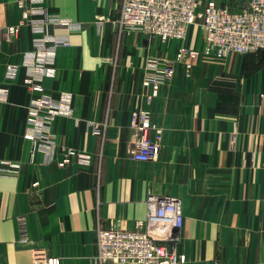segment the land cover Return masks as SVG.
Masks as SVG:
<instances>
[{
  "label": "crops",
  "instance_id": "obj_1",
  "mask_svg": "<svg viewBox=\"0 0 264 264\" xmlns=\"http://www.w3.org/2000/svg\"><path fill=\"white\" fill-rule=\"evenodd\" d=\"M19 4L0 0V87L8 90L0 101V264H116L98 259V232L137 230L150 195L182 201L181 264H264V52L175 63L150 100L147 65L171 61L179 42L123 32V0H45L66 23H51L46 34L69 45L56 48L50 75L32 91L26 81L39 73L26 62L44 35L23 18L39 4ZM203 43L202 29L192 28L187 46ZM39 96L72 106L51 128L52 159L39 144L32 159L25 138L34 131L28 106ZM141 110L161 148L148 162L131 158L132 113ZM2 162L20 168L6 173ZM19 217L28 223L25 243Z\"/></svg>",
  "mask_w": 264,
  "mask_h": 264
},
{
  "label": "built area",
  "instance_id": "obj_2",
  "mask_svg": "<svg viewBox=\"0 0 264 264\" xmlns=\"http://www.w3.org/2000/svg\"><path fill=\"white\" fill-rule=\"evenodd\" d=\"M45 0H20L19 6L27 8L28 3L39 6L23 12L34 33L43 34L38 40L35 54L26 62L28 69L39 73L26 83L32 91L42 87V77L50 75L56 48L68 46L69 41L46 34L51 23L66 24L41 6ZM31 17V18H30ZM123 32L135 31L157 39L167 45L179 42L171 61L160 63L149 61L147 81L152 90L150 100L157 97L162 84L175 74V63H193L199 60L223 61L231 55H248L264 52V0H240L236 4L218 5L210 0H123L119 19ZM200 27L204 35L201 49L187 46L186 41L194 27ZM2 32L0 31V49ZM48 44H50L48 46ZM17 65H9L8 78H15ZM8 90L0 87V101L6 100ZM70 101L59 103L51 97L39 96L28 106V121L34 131L25 138L33 142L32 159L39 145H47V159H52L55 144L51 142V128L61 115L71 116ZM131 126L135 130L131 158L138 162L158 159L160 145L151 139L152 128L148 111L132 113ZM94 133L100 131L94 129ZM69 153L71 150L68 151ZM8 168L6 173L18 171L19 164L2 162ZM147 217L138 222L134 231L107 228L97 235L98 259L103 263L116 264H181L182 254L178 249L176 232L184 226L182 201L170 197L150 195L147 200ZM19 241H28L30 233L25 217L18 218Z\"/></svg>",
  "mask_w": 264,
  "mask_h": 264
}]
</instances>
